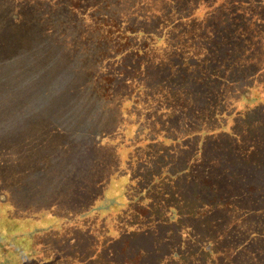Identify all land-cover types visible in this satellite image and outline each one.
I'll return each mask as SVG.
<instances>
[{
    "label": "trees",
    "instance_id": "1",
    "mask_svg": "<svg viewBox=\"0 0 264 264\" xmlns=\"http://www.w3.org/2000/svg\"><path fill=\"white\" fill-rule=\"evenodd\" d=\"M122 1L0 0V219H21L24 231L12 235L29 238L14 264H264V120L254 114L264 107V60L253 72L241 67L231 51L247 39L231 42L223 16L217 30L204 23L154 51L181 29L132 30ZM227 2L198 13L183 7L191 14L167 22L189 23ZM140 36L152 43L134 46ZM63 39L71 52L94 55L81 92L61 83L38 88L36 75L24 74ZM78 96L119 122L83 153L68 151L70 165L64 148L43 147L50 152L42 164L32 142L42 133L46 142L49 134L81 136L76 112L69 132L65 124L64 106ZM159 122L163 133H154ZM131 131L130 151L110 145L116 133ZM15 133L31 142L14 141L11 152L2 143ZM33 220L38 227L23 226Z\"/></svg>",
    "mask_w": 264,
    "mask_h": 264
},
{
    "label": "rangeland",
    "instance_id": "2",
    "mask_svg": "<svg viewBox=\"0 0 264 264\" xmlns=\"http://www.w3.org/2000/svg\"><path fill=\"white\" fill-rule=\"evenodd\" d=\"M173 0H124L122 1L121 8L118 7L119 12L125 16H127L126 26L131 28L132 30L142 31L145 34L150 32H154L155 34H160L162 31L167 29L168 33L171 32L172 29L180 28L181 30L175 36L170 35L165 43H158L153 44V50L155 51H164L168 49L169 42L175 38L176 40H181L186 34H190L195 29L203 27L204 23H210L211 28L214 30L218 29L217 18L218 16H223L225 18V25L221 26V30L227 28L226 36L232 42L236 36L244 35L243 39L247 43L244 47H238L237 51L232 50L231 54H236V61L241 63V67L243 64L246 66L253 67L251 69H260L264 60V0H247L248 2H235V0H227L229 2L226 3V8L223 10H216L214 9L211 12H202V16H195L190 19L189 23H186L184 20H180L176 24L169 25L170 23L167 22L171 14H175L174 17H177L179 14L183 15L184 12L186 15H190L191 12H186V10L180 8L191 6V11H196L197 13L199 10L204 6H213L215 0H176V4L173 5ZM172 8L175 13L171 12ZM160 13V14H158ZM120 21L121 18L118 16ZM202 25V26H201ZM179 26V27H178ZM195 28V29H194ZM89 39L93 38V34L88 32ZM247 35V36H245ZM151 37V36H150ZM150 37H139V39L134 40L132 44L134 46L137 45H145L146 42L152 43ZM44 42L45 39L41 38V42ZM242 42V40H240ZM239 42V43H240ZM57 43V42H56ZM66 43H69L67 39H63L61 41L62 45H56L54 50H50L49 52L43 50L40 52L39 57L36 59L37 61L34 64V67H30L28 71L24 74H30L29 81H32L33 78L32 74L36 75L37 80V87L43 86H52L55 83V86L59 87L63 86H70L73 89H77L78 92L80 88L85 86L88 82V79H85L84 75L94 64L93 56L86 55L83 52H79L75 54L74 48L72 47V52L70 46L65 47ZM257 43V44H256ZM70 44V43H69ZM163 44V46H161ZM240 45V44H239ZM41 46L39 50H42ZM136 49V48H134ZM72 53V54H71ZM152 54V53H151ZM153 56V55H152ZM32 69V71H31ZM36 70V71H35ZM253 72V71H252ZM78 73V74H77ZM22 78V77H21ZM26 78V77H25ZM24 78V79H25ZM23 80V78H22ZM264 80V76H261L260 81ZM27 81V80H24ZM53 84H47V83ZM81 96H78L79 100ZM75 98H70V104L68 106H64L68 110V116L65 117V124L67 132L70 131L72 128L73 123L77 122V116L80 121L83 122L81 136L77 139L71 140L69 137H65L61 135L59 137L53 136V134H49L50 137H53V140L46 142L41 139H44V134L42 133L39 137L33 142L35 145V155L36 158L40 159L42 164H44V160L46 156H49L50 150H43V147L46 146H54L55 152H58L64 148L65 150L62 152L64 153V161L67 165H70V153L79 155L83 153L88 148V141L95 140L99 141L102 137V133L106 132V135L111 134V131L114 129L117 122H119L118 116H116L111 110L105 108L104 109L96 108L95 106L89 105V101L87 99H81L80 101L74 100ZM81 102V103H79ZM81 105V106H80ZM90 106V107H89ZM91 108L95 110V113L92 114ZM0 111L2 112V103L0 102ZM70 111L76 112L77 116L74 113H69ZM83 111L85 114H83ZM0 112V113H1ZM258 115L257 120L263 119L264 120V107H260L254 113ZM160 123V122H159ZM76 125V124H75ZM260 125V124H259ZM146 126V125H145ZM158 129L153 131L154 133H163L162 126ZM149 130L146 127V130H143V135L147 134ZM17 134V135H15ZM8 134L4 137L5 141L2 143L3 148L8 151H15V147L13 146L14 141H25V143H30L28 134ZM70 134V133H69ZM133 134V131L130 132L129 136L124 138L121 135V132L116 133L113 137H111L110 145L112 141L125 143V145L119 144L118 147H126L129 151V147L132 143H126L129 139L133 138L130 135ZM71 135V134H70ZM72 136V135H71ZM93 136V138H91ZM52 139V138H51ZM108 141V139H107ZM106 141V142H107ZM77 147L76 149H74ZM142 151H140V154ZM80 160L84 158L80 157ZM44 166V165H43ZM204 165H201V168ZM157 169V168H155ZM261 179V178H260ZM161 191V188H158L153 196V201H157V194ZM184 199H187L186 195H184ZM98 204H100L98 202ZM159 205H164V201L161 200ZM153 214L149 216L150 221H152ZM2 223H4L5 227L8 228V233L1 235L0 232V264H14L18 258V254L15 250L18 248V245L21 243L20 241L23 240L26 243L29 242V238H23L22 234L20 238L16 235H12L14 230H18L20 232L24 231L18 226L17 222H22L21 219L15 218L10 221V219L3 217L0 219ZM1 223V222H0ZM11 223V224H8ZM24 227H38L39 224L35 223V220L29 221L28 224L23 225ZM146 230H148L151 225H147L146 223L142 225ZM4 228L3 224L0 226L1 229ZM12 235V236H11ZM27 250H24V254H26Z\"/></svg>",
    "mask_w": 264,
    "mask_h": 264
}]
</instances>
